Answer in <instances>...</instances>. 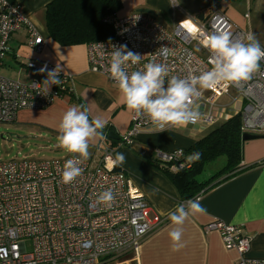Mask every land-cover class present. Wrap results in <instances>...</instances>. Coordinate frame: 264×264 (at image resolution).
<instances>
[{
	"label": "built area",
	"instance_id": "obj_1",
	"mask_svg": "<svg viewBox=\"0 0 264 264\" xmlns=\"http://www.w3.org/2000/svg\"><path fill=\"white\" fill-rule=\"evenodd\" d=\"M170 1L173 9H180L178 0ZM186 18L192 30L183 26L182 21L166 26L154 13L142 10L108 17L106 21L111 24L114 37L86 44L89 69L117 85L109 72L110 56L114 46L126 45L127 50L142 56L138 64L129 63V73L141 70L145 63L155 58L169 68L167 83L172 76L188 78L210 70L211 53L203 46V40L212 32L229 31L234 39L245 42L252 33L248 11L243 14L247 26L238 27L228 18L226 8L219 1L210 4L202 20L198 16ZM25 26L29 31L28 46L41 52L43 38L30 24L21 5L0 0V68L9 51L11 35ZM26 65L46 76L55 69L48 63L29 62ZM59 79L60 83L48 90L38 79L21 81L0 75V124L14 123L21 110L45 109L56 99L75 96L74 77L60 71ZM200 93L195 97V106H198L201 119L189 126L209 129L239 114L241 135H264V60L260 70L250 79L221 82ZM223 98L227 100V107L221 103ZM229 109L233 112H227ZM146 131L159 130L146 116L130 111V126L119 144L130 146ZM98 149V161L84 160L79 165L82 175L71 184L62 182V171L66 161L75 155L59 159H0V264H102L107 258L124 253L138 255L141 244L159 224L160 218L151 215L150 204L131 177L115 170L113 148L105 138L100 139ZM155 160L170 171L188 167L181 148L158 149ZM109 188L114 192L110 206L97 203V190ZM187 200L180 204H186ZM205 230L217 232L224 247L236 251L238 257L233 264H264V259L247 255L251 239L239 226L214 220ZM27 240L30 246L26 245Z\"/></svg>",
	"mask_w": 264,
	"mask_h": 264
},
{
	"label": "crops",
	"instance_id": "obj_2",
	"mask_svg": "<svg viewBox=\"0 0 264 264\" xmlns=\"http://www.w3.org/2000/svg\"><path fill=\"white\" fill-rule=\"evenodd\" d=\"M6 1L21 5L28 21L43 38L44 46L39 53L29 47V31L26 26L23 27L11 35L9 51L0 71L3 67L15 71L13 76L6 75L13 80L38 79L44 82L47 76L27 68L26 64L48 63L55 68L59 66L61 71L72 75L75 86V96L56 99L45 109L21 110L14 123L20 120L58 135L59 123L68 107L84 105L89 111L90 119L99 118L104 122L103 137L113 148V157L117 152L124 154L125 162L122 166H116V169L131 177L132 183L150 204L151 215L160 218L159 224L144 239L137 256L131 252L122 254L132 255L130 260L123 259V264L129 261H133V264H233L238 257L236 251L226 249L217 232L205 230V226L214 220L239 226L251 239L247 255L264 259V137L243 142L239 167L241 171L228 180L221 181L223 177H220L212 182L220 181L199 199L206 213L189 216L181 226L183 247L174 251L169 232L175 226L168 213L174 211L182 200L172 182L151 159L156 157L158 149L170 151L189 148L208 129L187 125L170 127L161 132L146 131L139 134L130 146H121L120 138L130 126V110L121 101L118 86L110 83L104 75L89 69L86 44L62 46L50 38L44 26L43 10L51 0ZM121 2L122 8L118 12L120 15L147 7L161 8L158 0ZM169 2L171 3L170 0ZM170 3L166 5L169 14L165 15L166 18L170 17L168 20L171 19L172 26L180 22V19L178 14L171 11ZM111 131L119 138H108ZM99 141L100 139L90 146L95 152ZM98 158L92 163H96Z\"/></svg>",
	"mask_w": 264,
	"mask_h": 264
},
{
	"label": "clouds",
	"instance_id": "obj_3",
	"mask_svg": "<svg viewBox=\"0 0 264 264\" xmlns=\"http://www.w3.org/2000/svg\"><path fill=\"white\" fill-rule=\"evenodd\" d=\"M181 24L185 27L184 22ZM203 46L211 53L210 70L199 75H190L188 78L169 77L167 65L158 63L153 58L143 65L141 70L129 73V63L138 64L142 56L127 50L121 45L112 51L109 61L111 78L117 83L120 99L127 109L137 116L143 115L160 132L168 127H186L196 124L201 119L198 106H195V97L200 90L212 89L221 82H239L248 80L260 70L261 61L264 60V48L261 47L255 35L250 33L243 39H234L229 31H214L203 40ZM44 72L45 69H41ZM57 66L48 72L43 82L48 90L52 85L60 83ZM104 122L99 118H89V111L84 105H72L63 113L58 126V147L70 154L62 171V182L73 183L82 175L83 169L79 166L89 158L90 146L98 139H103ZM201 154L194 152L188 159L196 162ZM125 162L123 153L117 152L114 166H122ZM97 203L109 205L114 200L112 189L97 190L95 195ZM206 209L198 199H189L185 203L177 204L174 211L168 213L169 219L175 226L169 232L174 251H178L183 244V228L181 227L190 215L204 214Z\"/></svg>",
	"mask_w": 264,
	"mask_h": 264
},
{
	"label": "trees",
	"instance_id": "obj_4",
	"mask_svg": "<svg viewBox=\"0 0 264 264\" xmlns=\"http://www.w3.org/2000/svg\"><path fill=\"white\" fill-rule=\"evenodd\" d=\"M121 8V0H51L43 10L44 26L50 38L62 46L112 39L114 31L106 19ZM240 125V115L233 114L209 128L184 149L188 167L183 170L170 171L160 167L155 158L151 159L152 163L172 182L182 201L203 196L219 184L220 181L212 184L214 180L223 177L221 181H225L241 171L243 141ZM194 152L201 154L196 162L188 159ZM219 157L225 158V164L208 179L199 181L197 176L206 165Z\"/></svg>",
	"mask_w": 264,
	"mask_h": 264
},
{
	"label": "rangeland",
	"instance_id": "obj_5",
	"mask_svg": "<svg viewBox=\"0 0 264 264\" xmlns=\"http://www.w3.org/2000/svg\"><path fill=\"white\" fill-rule=\"evenodd\" d=\"M213 1H219L226 8V15L238 27H246L247 23L244 22L243 14L248 11L250 14V27L252 34L255 35L260 45L264 47V0H178L180 9H173L169 0H158L160 7H155L143 10H148L157 15L159 20L166 26L171 25V19L168 20L165 14L167 12V4L170 3L171 11L179 15L180 21H183L189 29H193L185 19L186 17L194 18L199 14H207L210 4ZM196 12V13H195ZM5 74V75H4ZM15 71L2 68L0 75L13 76ZM10 78V77H9ZM13 79V78H11ZM226 98L221 100V103L227 107ZM227 112L232 113L233 110L229 109ZM0 124V159H19V158H33V159H59L70 154L58 147L57 136L48 131L41 130L38 127L28 124L26 122ZM89 160L95 161L100 155L97 147L95 152L89 148ZM225 164V158L219 157L216 160L208 163L203 172L197 176L199 181L208 179L212 174L219 170ZM26 245L30 246V241H26ZM123 259H132L131 254L117 256L116 258H109L102 262V264H123ZM133 264V261L127 262Z\"/></svg>",
	"mask_w": 264,
	"mask_h": 264
},
{
	"label": "water",
	"instance_id": "obj_6",
	"mask_svg": "<svg viewBox=\"0 0 264 264\" xmlns=\"http://www.w3.org/2000/svg\"><path fill=\"white\" fill-rule=\"evenodd\" d=\"M142 11H144V12H151V11H148V10H142ZM151 13H153V12H151ZM204 18V14H199L198 15V19L199 20H202ZM108 138H110V139H118L119 137L118 136H116V134L114 133V132H109L108 133ZM261 137H264V135H258V134H250V133H243L242 135H241V139H242V141L244 142V141H248V140H253V139H258V138H261Z\"/></svg>",
	"mask_w": 264,
	"mask_h": 264
}]
</instances>
